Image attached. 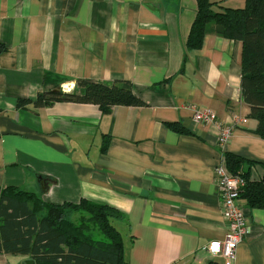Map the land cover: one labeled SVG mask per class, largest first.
Segmentation results:
<instances>
[{
    "label": "crops",
    "instance_id": "crops-1",
    "mask_svg": "<svg viewBox=\"0 0 264 264\" xmlns=\"http://www.w3.org/2000/svg\"><path fill=\"white\" fill-rule=\"evenodd\" d=\"M195 13L196 0H0V192L116 208L130 264H264V210L242 197L249 233L234 262L202 251L227 232L214 168L231 153L253 163L243 170L259 182L264 140L241 99V42L209 34L187 51ZM115 80L129 82L145 106L102 115L92 104L32 103L80 81ZM193 108L212 111L216 124L195 125ZM221 128L232 131L225 147ZM17 258L30 261L0 253V264Z\"/></svg>",
    "mask_w": 264,
    "mask_h": 264
},
{
    "label": "trees",
    "instance_id": "trees-1",
    "mask_svg": "<svg viewBox=\"0 0 264 264\" xmlns=\"http://www.w3.org/2000/svg\"><path fill=\"white\" fill-rule=\"evenodd\" d=\"M209 34L241 42V99L249 106L250 117L257 121L255 134L264 140V0H245L242 8H223L210 0H196L186 50H198ZM28 102L19 101L18 105ZM32 103L35 107L92 104L102 115L110 114L117 106H145L124 80H115L111 85L80 81L75 90L57 88L39 94ZM168 127L184 133L179 125ZM109 142L105 136L102 153ZM223 157L228 170L245 181L240 197L250 208L264 210V175L259 182H252L243 170L252 162L231 153ZM120 220H124L123 214L109 205L86 199L46 203L32 193L7 187L0 192V253L26 256L34 264H130L124 255V235L115 226Z\"/></svg>",
    "mask_w": 264,
    "mask_h": 264
},
{
    "label": "built area",
    "instance_id": "built-area-1",
    "mask_svg": "<svg viewBox=\"0 0 264 264\" xmlns=\"http://www.w3.org/2000/svg\"><path fill=\"white\" fill-rule=\"evenodd\" d=\"M192 121L195 125L210 127L216 124V115L209 109H192ZM232 136L230 128H221L218 138L220 147H225ZM213 177L221 202V213L227 223V232L221 242H212L203 247L211 259L222 257L226 262L233 263L236 250L243 237L249 233L246 213L238 206L245 181L240 175H233L227 168L224 157L213 170Z\"/></svg>",
    "mask_w": 264,
    "mask_h": 264
},
{
    "label": "water",
    "instance_id": "water-1",
    "mask_svg": "<svg viewBox=\"0 0 264 264\" xmlns=\"http://www.w3.org/2000/svg\"><path fill=\"white\" fill-rule=\"evenodd\" d=\"M23 264H34L33 261H25Z\"/></svg>",
    "mask_w": 264,
    "mask_h": 264
},
{
    "label": "rangeland",
    "instance_id": "rangeland-1",
    "mask_svg": "<svg viewBox=\"0 0 264 264\" xmlns=\"http://www.w3.org/2000/svg\"><path fill=\"white\" fill-rule=\"evenodd\" d=\"M76 217H77V216H75V220H76ZM27 258H28V257H27ZM12 259H13V258H12ZM15 261H16V260H14V261H13V263H15ZM17 261H20V262H21V264H23V263H24V262L22 263V261H21V260H19V258H17Z\"/></svg>",
    "mask_w": 264,
    "mask_h": 264
}]
</instances>
